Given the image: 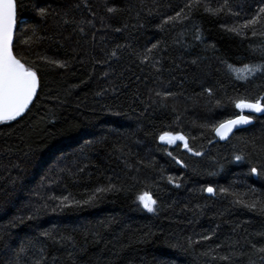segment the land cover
<instances>
[{"label": "trees", "instance_id": "obj_1", "mask_svg": "<svg viewBox=\"0 0 264 264\" xmlns=\"http://www.w3.org/2000/svg\"><path fill=\"white\" fill-rule=\"evenodd\" d=\"M16 3L13 51L40 87L0 125V264H264V214L234 202L264 200L250 174L264 171V114L226 141L214 131L264 96V75L236 79L264 63V16L255 37L229 31L264 0ZM177 12L187 18L165 23Z\"/></svg>", "mask_w": 264, "mask_h": 264}, {"label": "snow or ice", "instance_id": "obj_2", "mask_svg": "<svg viewBox=\"0 0 264 264\" xmlns=\"http://www.w3.org/2000/svg\"><path fill=\"white\" fill-rule=\"evenodd\" d=\"M227 3V0H225ZM193 4L198 5V0H192V3L185 5L187 8H191ZM40 16H45L46 10L40 8ZM109 12L114 11V9L109 8ZM229 11H231L229 9ZM239 15V13H235ZM264 16V7H259L256 10L255 15L251 18L245 20L242 24L234 26L229 29L236 33L237 35H246L247 31H251V35L255 37L257 35L256 26L260 24L261 17ZM187 16H181L180 12H177L174 16H169L165 23L171 22H182L183 19H186ZM17 28V3L16 0H0V125L17 121L18 118L23 117L26 112L29 111V106L33 103L34 98L37 95V89L40 87V81L37 76V72L30 67H26L24 63L21 62L13 54V37ZM119 31V29H117ZM261 36H264V32L260 33ZM27 43V41H25ZM156 45H153L155 48ZM151 51V49H149ZM113 56L116 55L115 52L112 53ZM59 67H64L63 64H59ZM264 75V63L257 65H244L243 69L237 73L236 79L247 82L252 77H255L257 74ZM236 108L240 109L243 112L244 109H247L250 112L264 113V96H259L255 101L248 100H239L236 102ZM252 123V118L245 115H239L235 119H228L221 122L217 127H215V134L221 139L225 140L232 133L233 129L238 126L247 125ZM159 139L162 143L175 144L177 141L183 144V147L191 152L194 156H202L203 153L200 151H193L189 147L186 137L182 134H173L170 132H165L159 136ZM172 155L171 153H168ZM175 159V157H174ZM234 159L237 162L242 161L244 158L242 156H235ZM176 163L181 164V161L177 160ZM184 166V165H181ZM250 174L255 176L264 177V171H258L256 167L250 169ZM169 183L173 182V178H168ZM179 184H176V187H179ZM99 191H103L100 189ZM209 194L215 195L216 190L213 187H206L204 189ZM226 191V190H222ZM51 199H56L51 197ZM139 204L148 212L155 213L158 211L156 205L157 200L153 198L148 192H144L138 196ZM237 204H242L243 207L250 210H255L261 214H264V200H252V201H243L237 199L234 201ZM89 203V201H85ZM76 205L79 206V202H76ZM73 204L68 202V197H63L60 199L57 207L68 208L72 207ZM21 222L23 218L18 217ZM32 219V217H28ZM45 236H48V233H44ZM212 237L205 235L202 237L203 240H210ZM193 243H200V241H192L191 238H188V244L191 246ZM255 248V245H253ZM23 251V249H21ZM256 252L260 254L261 259L264 260V247L256 249ZM223 260H229L227 256L220 257ZM254 264V262H250Z\"/></svg>", "mask_w": 264, "mask_h": 264}, {"label": "water", "instance_id": "obj_3", "mask_svg": "<svg viewBox=\"0 0 264 264\" xmlns=\"http://www.w3.org/2000/svg\"><path fill=\"white\" fill-rule=\"evenodd\" d=\"M15 34H16V31L14 33V37H13V45H14V40H15ZM13 54H14V51H13ZM15 55V54H14ZM37 92H38V89H37ZM35 99V98H34ZM34 101V100H33ZM30 107V106H29ZM240 111V115H245V116H262L264 113H256V112H250L248 111L247 109H244L243 112H241V110L239 109ZM236 118V117H235ZM233 118V119H235ZM253 124V120H252V123L251 124H247V125H242V126H238L237 128L233 129L232 133L229 135V137L225 140H221L217 135L218 139L221 140V141H226L228 140L231 136H233L237 131H240V130H244V129H247L249 128L251 125ZM167 144V143H165ZM209 194V193H208Z\"/></svg>", "mask_w": 264, "mask_h": 264}, {"label": "bare ground", "instance_id": "obj_4", "mask_svg": "<svg viewBox=\"0 0 264 264\" xmlns=\"http://www.w3.org/2000/svg\"><path fill=\"white\" fill-rule=\"evenodd\" d=\"M15 41V40H14ZM14 46V45H13ZM39 89V88H38ZM38 93V92H37ZM31 106V105H30Z\"/></svg>", "mask_w": 264, "mask_h": 264}]
</instances>
